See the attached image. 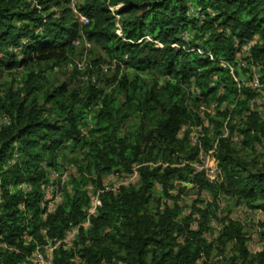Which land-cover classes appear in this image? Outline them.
<instances>
[{
  "label": "trees",
  "instance_id": "1",
  "mask_svg": "<svg viewBox=\"0 0 264 264\" xmlns=\"http://www.w3.org/2000/svg\"><path fill=\"white\" fill-rule=\"evenodd\" d=\"M39 3L40 9L27 0H0V65L64 62L80 36L120 57L135 68V74L115 76L117 82L108 91L91 86L82 93L65 84L43 89L30 72L19 89L0 90V113L5 115L0 124V243L12 248L0 249V264L21 263L37 243L64 236L87 218L89 196L81 190L85 178L81 166L75 190L66 192L61 204L43 217L40 200L48 179L41 163L55 165L67 143L88 147L81 160L98 176L111 170L128 173L136 165L138 177L116 192L100 195L101 205L89 217L90 224L81 227L78 261L71 259L73 250L60 248L54 251L55 264H196L209 257L214 243L222 249L232 241L238 254L228 264H252L238 222L223 221L217 236L209 239L212 204L201 206L204 199L198 197L187 212L178 198L188 193L182 183L191 182L188 190L198 195L207 190L215 197L222 190L264 206V165L255 171L240 165L234 147L224 139L217 153L224 175L220 184L209 183L203 172L194 173L188 164L170 162L178 149L188 147L187 139L177 135L192 120L184 104L185 87L192 78L201 84L216 72H225L226 85L235 93V80L220 60H232L238 48L255 36L250 62L264 64V0H82L78 9L87 18L83 24L74 20L68 6L56 16L55 11L43 13L50 7L47 0ZM110 6L118 7L122 37L115 32ZM184 32L187 39L182 38ZM145 35L152 40L143 39ZM197 45L211 50L214 59L191 50ZM144 71L167 79L149 84L139 74ZM216 82L221 83L218 77ZM116 92L123 93L122 102L115 98ZM238 100L245 106L246 100ZM90 115L93 125L82 141L79 126ZM130 117L141 121L140 126L121 132L120 126ZM250 119L246 133L264 137V120L254 111ZM194 153L192 149L188 157ZM159 160L167 165L157 164ZM22 184L29 188L22 189ZM157 184L159 197L169 198L171 204L158 201L152 212L148 205ZM25 235L30 236L27 243ZM258 257L264 264V252Z\"/></svg>",
  "mask_w": 264,
  "mask_h": 264
},
{
  "label": "rangeland",
  "instance_id": "2",
  "mask_svg": "<svg viewBox=\"0 0 264 264\" xmlns=\"http://www.w3.org/2000/svg\"><path fill=\"white\" fill-rule=\"evenodd\" d=\"M27 1L31 2L33 6H36L39 9L42 7L39 0ZM47 1L50 7L47 11H43L44 14L50 11H55L57 16L62 8L68 6L73 12L74 20L79 22V24L86 23L85 20L80 17V15L84 14L78 9L80 4H82V0ZM109 8L116 21L115 32L116 29L119 28L116 23L120 24L122 31L119 14L117 13L118 7L110 6ZM257 41L258 37L255 36L244 43L250 42L253 45ZM73 45L75 46L74 53L69 55L66 61L58 64L46 61H31L14 68H7L4 65H0V90L11 86L14 90L19 89L25 83L24 80L30 72H33L37 84L42 86L43 89L50 86L65 84L67 88L78 89L82 91V93L88 91L91 86L96 89L108 91L110 88L114 87L117 82L116 80H113L115 76H117V79L121 78L123 75L132 78L135 74V68L133 66L126 64L120 57L115 56V54L105 52V50L83 37H76L73 40ZM197 46L200 47V45ZM21 49L22 46L20 47V51H18L19 58L22 55ZM245 53L246 52L239 51V54L237 52L232 60L225 59L234 68V75H232L228 68L222 66L220 63L223 68L228 70L227 72L232 78L235 76V93L230 91L232 89L227 87L226 82L228 79L226 78L225 72L222 71L214 74V87L211 85L213 79L210 78L206 80V83H204L205 81H201V84L196 83L194 78H192L190 85L185 87L184 104L187 110L191 113L192 120L181 126L177 137L178 139L186 138L188 147H185L183 150L178 149L172 155L173 160L170 163L171 165L173 164L181 167L188 164L194 168L192 165L193 163H200V160H202L201 158L205 159L206 157H209L211 160L213 155V157L216 158L218 167V181L211 182L213 184H220L224 180L223 170L219 166L217 158L222 139L234 147V157L236 158V162L240 165H245L248 170L255 171L256 168H260L264 165V137L260 136L256 139L251 138L245 131L247 125L251 123L250 117L253 111L260 116L261 120H264V78L261 79L262 76L264 77V64L250 62L249 54H247L244 65L238 66L237 62L239 58H241L240 56H245ZM222 60L224 59H221V61ZM253 73L260 74L261 83L258 90L251 85ZM139 74L145 78L149 84L157 80L160 85V83L167 79L164 76H159L155 72L144 71ZM240 76L245 77L244 82H239L238 78ZM217 77L220 79L221 83L217 84ZM196 89H198V91ZM122 94V92L115 93V98L118 102H122ZM238 99L246 100L245 106L240 104ZM213 101L219 102L218 109H216L215 113L212 112L213 107L211 106V103ZM92 110L96 111L97 109L96 107H93ZM201 112H203L205 118L209 120L210 124L208 126H204V120L199 116ZM4 118L5 115L0 113V124ZM140 123L141 121L135 117L127 118L120 126V131L124 133L135 130L140 126ZM92 125V115L83 119V123L79 126L82 141L84 138L89 137V129ZM235 133L240 135L239 144L234 142L231 138ZM222 134H225V136ZM216 142L217 147H213ZM87 148L88 147L82 143H79L77 146L67 143L63 151L59 152L55 160V165L43 162L41 163V167L44 169L45 173H47L45 179L49 178L48 174L51 170L63 169L68 171L66 184L58 189V194L62 195L63 201L66 192L72 193L77 187L78 182L75 178L79 177L80 170L78 168L81 166L85 177L81 190H84L86 195L89 196V203L86 206V210L92 212L93 205L91 203V197L96 196L97 194L101 197L100 195L103 192L117 189L118 184H120V187L126 184L127 181H129V184L130 177H132L130 173L136 170V165H133L131 171L128 173L122 170H111L108 173L98 176L93 168L86 169L85 163L81 160V155L87 151ZM192 149L195 153L192 158H189L188 156ZM14 161V159L11 160V162ZM151 164H153V162H151ZM157 164H162L163 166L167 165V163H163L160 160ZM197 172L199 171L194 170V173ZM24 185L26 187H24ZM182 185L187 187L188 193L179 194L178 200L181 204L186 205L187 212L191 209L192 201L198 197L204 199L203 202L199 203L201 206L205 205L206 202H210L214 208V215L210 221L211 231L207 234L208 238L213 240L217 236L223 221L228 219L235 220L242 227V232L245 237L244 245L248 253L247 259L252 260V264H260L258 257L259 253L264 252V206H257L260 201L256 199H251V201L245 199L240 200L237 195L228 194L222 190L218 191L215 196L216 198L207 190H201L198 195L197 193L188 190L193 187L191 182H185L182 183ZM27 187L29 186L23 184L21 188L26 189ZM12 188L13 187L10 185V189ZM159 194L160 185L157 184L153 191V198L148 205L149 211L155 212L158 201H166L171 204L169 198L159 197ZM44 202L45 198L43 195L40 200L42 207ZM45 216L46 215L43 214L44 218L47 217ZM41 230L43 233L45 232L44 229L41 228ZM81 231L82 230L80 229L75 240H71L73 246V249L71 250L74 251L73 253H77V245L80 244L81 241ZM29 239L30 236L25 235L26 243ZM44 240V244L37 243L32 252L42 250L43 253H45L49 250V237ZM102 240L104 243L107 242L104 237ZM4 244L5 243L2 242L0 243V249L5 248ZM45 246H47V249H45ZM50 246H53V243H51ZM237 254L238 250L234 241L228 242L225 248L222 249L217 248L214 243L209 257L199 260L196 264H216L218 261L228 264L229 258ZM240 260L241 259H239V261ZM101 264L115 263L102 261Z\"/></svg>",
  "mask_w": 264,
  "mask_h": 264
},
{
  "label": "built area",
  "instance_id": "3",
  "mask_svg": "<svg viewBox=\"0 0 264 264\" xmlns=\"http://www.w3.org/2000/svg\"><path fill=\"white\" fill-rule=\"evenodd\" d=\"M112 9V8H111ZM81 19L85 20V22H87V18L85 17V15H80ZM118 17V16H117ZM116 25L119 27L116 29V33L120 36H122V31H121V27L119 23H116ZM187 33L184 32L182 33V38L187 39ZM145 40H152L151 37L149 35H145L144 38ZM142 39H139L138 42H140ZM234 43L235 45H238V40L235 38L234 39ZM174 46V44H173ZM252 44L250 42H246L243 43L239 48H238V54L239 51L242 52H246L245 56H240L241 58H239L237 65L239 66H243L245 63V58L247 56V54L250 53V49H251ZM191 50H195L197 53H199L202 56H207L210 59H214V55L211 52V50L208 49H204L202 47L199 46H195L194 48H191ZM220 63L222 64V66L228 68V70L231 71L232 75H234V68L224 59V60H220ZM235 78V76H234ZM239 82H244L245 77L244 76H240L238 78ZM260 74L259 73H253L252 74V81H251V85L255 88V89H259V85H260ZM215 84L214 78L213 81L211 82V85L213 86ZM198 91V89H196ZM211 106L213 107L212 112L215 113L216 109H218L219 106V102L218 101H213L211 103ZM204 113L201 112L199 114V116L202 118V120H204V126H208L210 124L209 120L207 118H205V115H203ZM226 128V127H225ZM225 136V134H222ZM232 140H234V142H237L238 144L240 143V135L235 133L231 136ZM218 141V140H217ZM213 147H217V142L214 143ZM202 160H200V163H193V168L196 171L199 172H203L206 179L211 183V182H217L218 181V167H217V163H216V158L213 157L210 160L209 157L201 158ZM132 177H130V183L134 182L137 177H138V173L137 170H134L132 173H130ZM49 178H48V182L43 186V195L45 198V202L43 203V208H44V212L43 214H45L46 216H48L50 213H52L56 207L61 203L62 201V195L58 194V189L63 186L64 184H66L67 179H68V171L67 170H51L48 174ZM128 182L124 185H128ZM129 183V184H130ZM120 184H118V188L117 189H111V191L116 192L117 190H119L121 187L119 186ZM123 185V186H124ZM21 187L23 186L20 185ZM24 187H26L24 185ZM29 188V187H28ZM110 191V190H107ZM91 203L93 205L92 208V212H88V210H85V214H86V219L75 225L72 226L70 229H68L66 231V233L64 234V236L62 237H52L49 238L50 239V243L48 244V247H50L49 250H47L45 253H43L42 250H36L35 252H31L30 254H27L25 256V259L19 263V264H55L54 263V251L57 249H63V250H69V249H73L72 244H71V240H75L78 232L80 231L81 227H87L90 224L89 221V217L91 215H93L97 208L101 205V198L98 196V194L96 196H92L91 197ZM45 216V217H46ZM86 224V226H85ZM47 240V239H46ZM48 243V242H47ZM53 243V246H50V244ZM44 244V243H43ZM5 248H9L12 249L11 247L7 246V244H4ZM45 249H47V246H45ZM71 259L74 262L78 261V253H74V255L71 257Z\"/></svg>",
  "mask_w": 264,
  "mask_h": 264
}]
</instances>
